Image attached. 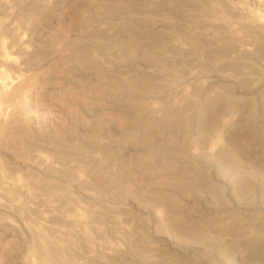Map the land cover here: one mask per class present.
<instances>
[{
	"label": "rangeland",
	"instance_id": "obj_1",
	"mask_svg": "<svg viewBox=\"0 0 264 264\" xmlns=\"http://www.w3.org/2000/svg\"><path fill=\"white\" fill-rule=\"evenodd\" d=\"M11 1L31 51L0 96V264H264V62L240 80L201 20L217 47L258 30L213 0ZM54 204L89 240L30 229Z\"/></svg>",
	"mask_w": 264,
	"mask_h": 264
},
{
	"label": "bare ground",
	"instance_id": "obj_2",
	"mask_svg": "<svg viewBox=\"0 0 264 264\" xmlns=\"http://www.w3.org/2000/svg\"><path fill=\"white\" fill-rule=\"evenodd\" d=\"M27 1V0H25ZM212 1V0H211ZM15 2V1H14ZM19 2V1H18ZM21 2V1H20ZM38 2V1H37ZM43 1H40L41 3ZM23 2H21L20 7H17L16 4L13 6H16L20 10V8H23ZM209 3H211L209 1ZM207 3V5L209 4ZM25 4V2H24ZM42 4V3H41ZM40 4V6H41ZM22 5V6H21ZM39 5V4H38ZM209 8H212V11L218 12V7L222 10H225L230 17L234 18L236 23L242 27L247 29H257L259 34L256 36H252L249 39H242L239 38L236 40H232L231 43L227 44L226 46H220L217 47V42H223L224 40H229L230 37L223 35L221 32L228 27V24H223V22L219 20H213V19H206L203 18L201 20L203 29V41L207 44V52H205L206 56L210 55V57H213L211 59L215 60H222V59H232L234 62H236V68L235 73L239 77L240 80H244V77L251 73L252 66L259 64V62H264V0H238L237 2H233L231 0H213L211 4H209ZM12 1L11 0H0V7L3 8L5 11H9L5 15H1L2 18H0V96L6 92L8 85L11 82L10 76H8L9 69H13L12 71L17 73L20 76L22 75V68L25 69L24 61L23 65H16V63H20L17 61H14L17 59L14 55H11L12 50L19 51V54H23V57H27L31 51L29 49L30 45L27 44L26 40L27 37H25L21 33L19 29H22L18 26H20L18 23V26L14 24V14L15 11H12ZM43 7V5H42ZM41 7V8H42ZM0 8V11L2 10ZM15 9V7H14ZM3 11L2 14L5 12ZM18 11V10H17ZM17 17V16H16ZM16 17L14 20H16ZM194 19V17H193ZM195 20V19H194ZM194 22V21H193ZM197 22V21H196ZM230 28V26H229ZM26 38V40H25ZM232 38V37H231ZM26 42V44H25ZM28 47H27V46ZM214 47L213 48H211ZM217 47V48H216ZM214 51V52H212ZM14 52V51H13ZM21 52V53H20ZM14 54V53H12ZM11 55V56H10ZM14 56V58H12ZM207 56V57H208ZM33 57V56H32ZM209 57V58H210ZM26 59V58H25ZM30 59V58H28ZM29 61V60H28ZM27 63V62H26ZM16 69V71L14 70ZM23 69V70H24ZM11 71V70H10ZM15 73H12L14 75ZM11 75V77H12ZM13 80V79H12ZM11 188V189H10ZM10 191H14L17 193H21L25 198L30 196V191L28 187L23 186L22 184H16L14 183L10 187ZM7 189H2L0 193V197L3 199L9 200V196L6 195ZM23 197V198H24ZM12 201V199H11ZM13 200L11 203V206L14 209H21L22 208V202H14ZM65 201V200H64ZM57 207V206H56ZM55 204L53 205H46L45 209L41 211L39 215H37L40 220L37 219V222H39V227H30V229H33L37 235H39L42 238V241L45 243L46 238L44 237L45 233L50 234L54 236V239L57 241V250L60 252L63 250L64 245H72V239L78 236L79 239H82V241L89 240V231L88 225H87V219L85 217L80 216L79 214H76L72 212L66 213L65 211H59L56 209ZM56 223H53L55 222ZM31 226V225H29ZM223 229V227H221ZM221 229V230H222ZM45 238V239H44ZM66 241V243L63 244V241ZM69 246V247H70ZM87 247H84V255L83 260L88 258H95L94 255H92L91 250H87ZM58 254V253H57ZM73 264V263H72Z\"/></svg>",
	"mask_w": 264,
	"mask_h": 264
}]
</instances>
